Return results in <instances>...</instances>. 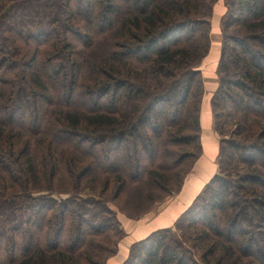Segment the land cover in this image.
Instances as JSON below:
<instances>
[{"label":"trees","instance_id":"16d2710c","mask_svg":"<svg viewBox=\"0 0 264 264\" xmlns=\"http://www.w3.org/2000/svg\"><path fill=\"white\" fill-rule=\"evenodd\" d=\"M217 1L0 0V264H105L111 205L179 192ZM223 4L218 173L123 264H264V0Z\"/></svg>","mask_w":264,"mask_h":264},{"label":"crops","instance_id":"0c3cea01","mask_svg":"<svg viewBox=\"0 0 264 264\" xmlns=\"http://www.w3.org/2000/svg\"><path fill=\"white\" fill-rule=\"evenodd\" d=\"M224 13L225 7L223 1L220 0L213 9V16L210 21L211 48L207 57L202 61L203 65L205 62L206 68L200 69L202 77L207 80L204 82V95L199 118L201 155L185 176L179 192L169 197L167 202L164 201L165 203L161 208L159 205V207L156 206L155 214L149 212L137 220L117 216L120 229L125 234L123 239L125 242L121 241L117 245L116 254L109 258L106 264H123L132 245L144 240L154 232L172 228L179 217L192 205L218 173L219 138L213 129L210 99L217 89L216 71L221 48L220 22ZM212 54L214 59L211 57Z\"/></svg>","mask_w":264,"mask_h":264},{"label":"rangeland","instance_id":"374dc122","mask_svg":"<svg viewBox=\"0 0 264 264\" xmlns=\"http://www.w3.org/2000/svg\"><path fill=\"white\" fill-rule=\"evenodd\" d=\"M220 0H218L217 1V3L219 2ZM223 1V0H222ZM211 57L214 59V57H213V54L211 55ZM206 65H205V62H204V65H203V63L200 65V69H204V68H206L205 67ZM207 82V80L206 79H204L203 78V82ZM209 82V81H208ZM193 163H191V160H187L186 162H184V164L182 165V167H181V172H183V171H186L187 169H190L191 168V166H193L192 165ZM169 188H171V189H174L175 188V184L174 183H172V182H170L169 183ZM145 193V192H144ZM150 193V192H149ZM175 194V193H174ZM146 195V194H145ZM149 195H151V196H149V197H143V199H141L140 201H139V204H136L135 202V200H133V199H131L132 201H128L129 202V205H128V207H124L123 208V201H124V199H122V200H120L119 202H118V206H120L121 205V208L122 209H125L126 211H128V214H130L131 216H135V215H137V214H140V213H143L144 211H146L147 209H149V211L148 212H146L142 217H144V216H146L147 215V213H149V212H152L151 214H155V211L156 210H154L155 208H156V206H160V208L164 205V203L165 202H167L168 200H169V197H171V196H165V198L164 199H162V200H158V201H156V202H154V200H153V198H155V199H159V198H161V197H159V196H161L162 195V193L160 192V191H158V192H156V190H152V193L151 194H149ZM165 195V194H164ZM108 197H110L109 195H108ZM159 197V198H158ZM164 197V196H163ZM162 197V198H163ZM168 199V200H167ZM167 200V201H166ZM165 201V202H164ZM158 206V207H159ZM110 208L111 209H113L114 211H116L117 212V216L119 217V216H121V217H123V218H125V219H130V218H128L127 216H125L123 213H120V210L119 209H117L115 206H113V205H111L110 206ZM120 208V209H121ZM158 209V208H157ZM141 218V217H140ZM139 218V219H140ZM130 220H133V219H130ZM137 220V219H136ZM119 234V233H118ZM118 234H116V235H118ZM116 235H111V236H109L107 239L109 240L107 243H108V247H112V245H110L109 246V244L110 243H113V242H115L116 241V239H118V236L117 237H115ZM125 238V234H123V232H122V230H121V237H120V239L118 240V243H117V245H119V243H121V241H124L123 239ZM104 241L105 240H103L102 241V245H105L104 244ZM125 242V241H124ZM123 242V243H124ZM112 249V248H111ZM105 258V253H102V254H100V260H103ZM107 262V261H106ZM106 264V263H105Z\"/></svg>","mask_w":264,"mask_h":264}]
</instances>
